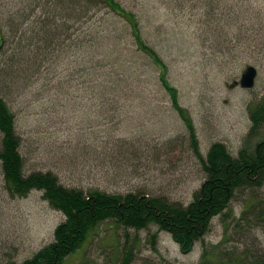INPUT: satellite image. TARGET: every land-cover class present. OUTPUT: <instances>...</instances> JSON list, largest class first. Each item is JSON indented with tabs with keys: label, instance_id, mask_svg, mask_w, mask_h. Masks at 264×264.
Here are the masks:
<instances>
[{
	"label": "trees",
	"instance_id": "16d2710c",
	"mask_svg": "<svg viewBox=\"0 0 264 264\" xmlns=\"http://www.w3.org/2000/svg\"><path fill=\"white\" fill-rule=\"evenodd\" d=\"M144 11L145 6L129 9L121 0H27L0 24L3 188L17 199L42 192L50 208L65 217L54 231L53 243L22 263L7 264H68L70 257L88 250L103 227L113 233L119 228L126 232L122 245L116 234L110 235L120 255L119 264H132L136 251L141 250V240H132L128 232L152 225L158 227L157 233L150 235L153 248L159 233L166 232L183 254H189L198 242L204 243L214 218L227 213L239 192L264 189V96L248 104L251 127L238 156L221 142L213 143L204 155L193 116L180 102L165 59L172 47L183 51L186 44L146 38L144 20L149 19ZM201 43L200 48L206 50L207 43ZM216 45L219 49L220 44ZM217 49L220 55L225 54ZM230 61H234L231 55L220 58L215 53L206 66H227ZM162 101H169L171 111L184 125L183 132L163 141L157 134L148 141L113 134L124 131L121 128L127 118L135 120L136 109L141 113L148 106L151 113L157 109L156 102ZM86 107L96 109V120L89 126L94 128V136L90 130L82 132L65 125V116L75 118L70 115L73 109ZM51 127L57 132L67 130L68 142L76 145L71 160L73 174L77 171L78 175L70 178H77L78 183L65 185L61 173L66 172L57 162H44L41 145L59 146L48 134ZM89 139L98 145H87ZM177 151H181V165L175 167L171 159ZM96 159L104 167L102 179L91 173ZM30 160L33 165L28 168ZM192 161L201 166L204 177L188 205L163 192L117 189L122 180L141 168L157 173L166 164L175 174ZM85 179L90 181L88 186ZM257 196L250 198L244 221L264 222V203L260 197L256 200ZM226 254L218 264H235L231 253ZM208 258L204 249L202 264H207ZM238 261L264 264L251 256Z\"/></svg>",
	"mask_w": 264,
	"mask_h": 264
},
{
	"label": "rangeland",
	"instance_id": "374dc122",
	"mask_svg": "<svg viewBox=\"0 0 264 264\" xmlns=\"http://www.w3.org/2000/svg\"><path fill=\"white\" fill-rule=\"evenodd\" d=\"M26 1L0 0V24L22 9ZM121 1L129 9L146 7L145 19L149 20H144V34L149 40L186 44L183 51L172 47L165 59L171 68V81L179 90L180 102L193 116L203 154L207 155L213 143L221 142L228 146L234 156H238L243 139L251 127L248 104L264 96V0ZM201 42L207 43L206 50L200 48L204 44ZM216 44H220L219 49L215 48ZM213 46L223 50L224 55H231L234 61H230L227 66L207 67V60L214 57L215 53L220 58L224 56ZM248 66L258 70L253 90L242 89L238 84ZM156 104L157 109L151 113L148 106L141 113L136 109L135 120L127 118L121 128L124 131L116 130L113 134L127 138L139 137L142 141L151 140V136L157 134L163 141L183 132L184 125L179 116L171 111L169 101L159 102L161 106L158 102ZM95 110L88 107L77 111L73 109L70 115L75 118L65 116V125H74V129L82 132L89 131V126L96 120ZM92 132L94 128L89 131L90 136H94ZM67 133V130L57 132L55 127H51L48 134L51 135V141L59 146H41L44 149V162H57L56 166L68 174L61 173L64 184L68 186L78 183L77 178H70L77 176L78 172L73 174L71 160L72 157L75 159L72 153L76 151V145L68 142ZM85 143L98 145L90 139ZM172 158L173 165L179 166L181 151H177ZM35 162L42 164L40 160ZM81 162L85 163L83 160ZM98 164L96 159L91 173L102 179L104 167ZM30 165H33L32 160L28 161L26 167L31 168ZM165 165L160 166L157 173H146L141 168L138 173H131L122 180L123 184L117 189L123 192L129 188L146 189L154 194L163 192L171 200L188 205L193 200V193L202 184L204 176L201 166L192 161L173 174L172 167ZM89 184L90 181L85 179L84 185ZM101 185L105 186L103 183ZM111 190L115 191L116 188ZM256 194V200L260 197V202L264 203V189L239 192L227 213L214 218L204 243L198 242L189 254H183L179 245L166 232L159 233L155 239L157 246L153 248L150 235L157 233L158 227L155 225L140 232L130 230L131 239L142 242L141 250L136 251L132 264H202L204 249L209 252L207 264H218L220 256L228 252L235 264H240V258L250 256L264 261V222L258 223L254 219L244 221L242 218L250 198L254 199ZM256 214H259L257 202ZM64 220L61 212L50 208L42 192H33L24 199L11 198L3 188L0 171V264L22 263L53 243L54 231ZM102 229L88 250H81L70 257L68 264H119L120 255L117 254V247L112 246L110 235L116 234L122 245L126 241V232L123 228L114 233L108 228Z\"/></svg>",
	"mask_w": 264,
	"mask_h": 264
},
{
	"label": "water",
	"instance_id": "95a60500",
	"mask_svg": "<svg viewBox=\"0 0 264 264\" xmlns=\"http://www.w3.org/2000/svg\"><path fill=\"white\" fill-rule=\"evenodd\" d=\"M257 77H258L257 69L253 66L247 67L244 73L242 74V78L240 80V86L244 89L254 88L256 85Z\"/></svg>",
	"mask_w": 264,
	"mask_h": 264
}]
</instances>
